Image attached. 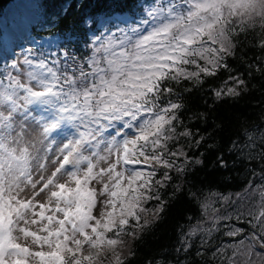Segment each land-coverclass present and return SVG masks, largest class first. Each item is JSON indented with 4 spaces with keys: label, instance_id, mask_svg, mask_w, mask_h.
<instances>
[{
    "label": "snow or ice",
    "instance_id": "snow-or-ice-1",
    "mask_svg": "<svg viewBox=\"0 0 264 264\" xmlns=\"http://www.w3.org/2000/svg\"><path fill=\"white\" fill-rule=\"evenodd\" d=\"M214 8L215 0H199L188 5L189 18L200 17L202 12ZM177 9L182 10V6L177 4L176 0H168L166 4L163 0H154V3L144 7L146 15L139 21L131 9L124 16L117 17L126 25V28H119L115 33L119 38L120 47L135 45L141 52H149L152 50L151 45L158 51L165 46L166 38L175 27L172 21L179 18ZM149 24H152L153 28L144 35ZM208 27L211 28L213 25ZM80 31L81 39H86L87 31L84 28ZM198 31L203 32L204 27H200ZM186 42L191 43V40ZM177 51L187 53L188 50L170 48L163 55L149 57L167 63L144 66L163 68L164 71L146 72L144 75L129 73V80L124 82L128 85L126 88L117 87L114 82L101 81L103 88L100 91H97L96 79H93L90 85L88 82L89 75L94 77L96 75L94 69L99 50L92 56L85 54L78 57L81 61L79 64L81 80L69 82L65 77L61 87L63 84H68L69 87L76 84L80 88V95L74 94L72 100L80 101L82 97L83 102L72 103L75 107L65 103L59 109L61 115L57 121L52 122L50 126L46 124L41 126L43 133L49 136L58 128L60 121L79 119L85 131L79 133L78 139L64 143L59 154L51 161L45 158L43 172L47 170V175L42 174L34 178L29 171L25 172L34 190L30 198L23 201L17 198V203L13 206L11 199L5 201L0 196V264H105L109 259H114V264H125L121 258L124 253L118 251L124 243L122 237L127 236L130 231L134 235V230L143 226L141 221L145 223L144 213H147L148 217H155L158 212L163 211L166 202L161 199L160 188L171 185L173 196L184 191V188L174 181L181 172L187 171L191 163L183 146L172 147L174 142L190 135V133L186 135V130L181 131L177 127L182 105L168 100L157 108L154 102L147 100L150 94L155 93L157 87L167 91L171 96L174 89L165 87L162 83L167 79L168 72H175L186 81L198 76V73L177 66L186 63L181 55L176 54ZM221 51L226 49L222 47ZM64 60H68L67 51L64 52ZM23 64L29 69L33 68L32 60L27 57ZM227 67L228 65H225L223 69H217L215 62H212L211 68L201 67L200 71L211 76L217 70H226ZM13 68L19 71L16 65H13ZM35 68L37 71L25 72L29 81L28 86L22 79L9 75L8 89L0 91V106H10L9 114L0 111V122H7L9 127L14 119L11 113L16 111L18 101L26 105H31L34 101L52 103L49 97L57 95L53 91L54 83L60 80L57 70L43 60L35 65ZM255 71L264 74L261 67H257ZM45 72L51 76V82L47 81ZM33 81L38 83L42 90L32 87ZM2 84L3 80L0 79V86ZM17 90L26 95H18ZM231 91L233 90L229 89V93ZM92 97L96 99H91L85 106L86 101ZM101 97L105 99L98 104L97 100ZM77 109L84 115H79ZM110 122H120L119 126L125 131L112 135L107 131ZM92 124L96 127H91ZM102 137L110 139L105 140ZM101 145H104L103 149ZM86 146L93 147L95 151L85 154ZM48 151L51 154V149ZM9 158L18 160L14 153H9ZM219 159L223 161L222 157ZM137 161L152 166L153 171L146 179L141 171L123 167L135 165ZM65 173V179H60ZM173 173H176V176ZM6 180L3 175V159L0 157V192L3 191ZM94 184L98 187L94 188ZM232 195L219 190L212 191L211 187L207 194L203 189L199 192L188 189V197L196 206L197 212L185 217L190 231L184 238V247L177 249L178 252L182 251L189 256L195 247V256L203 259L207 255L206 251L200 250L204 247L203 242L197 246L193 239L188 237H197L202 213L210 208L214 209L218 201H228ZM261 195L264 196V193ZM151 200L158 202L154 210L144 206ZM17 220L24 225L19 230L34 242L35 247L21 244L13 238V225ZM192 220L196 223L192 224ZM229 236L239 237L240 234L238 231H230ZM254 239L260 241L258 248L252 245L254 252L264 253V235L257 233ZM89 249L91 251H87Z\"/></svg>",
    "mask_w": 264,
    "mask_h": 264
},
{
    "label": "clouds",
    "instance_id": "clouds-1",
    "mask_svg": "<svg viewBox=\"0 0 264 264\" xmlns=\"http://www.w3.org/2000/svg\"><path fill=\"white\" fill-rule=\"evenodd\" d=\"M195 2H199V0H176L177 4L187 3L191 5ZM82 4L83 0H81V3L77 7H81ZM177 13L180 14L179 18L172 21L175 27L172 29L171 35L166 38L165 46L159 48L157 51L154 46L150 45V49L152 50L149 52H141L135 45H128L126 48L120 47L118 43L119 38L115 35L116 32L109 31L105 34L104 31H101L99 35H95L96 30L92 28L94 20L92 17L86 15L82 27L87 31V37L81 40V49L87 56H92L99 50L94 69L96 73L95 79L98 85L97 91L103 88L101 81L114 82L117 87L126 88L128 85L124 82L129 80V73L144 75L146 72L164 71L165 69L163 68H146L144 66L154 63H167L166 61L161 62L150 59L149 57L163 55L170 48H186L188 50L187 53L176 52L177 55H181L182 59L186 61V63L177 66L186 68L189 72L198 73V76L192 80H187L190 81L192 88L199 87L206 80L217 76L221 72L217 70L214 75L209 76L200 71L201 67L211 68L212 62H215L217 69H223L225 65H228L227 72L229 74L235 72L236 69L230 66V60L241 61V53L247 47L254 48L256 53H258V59L264 61V0H215V8L213 10L202 12L201 16L196 18H189L188 8L183 10L177 9ZM208 25H213V27L209 28ZM202 26L204 27V31H198ZM187 40H191V43H187ZM222 47L226 51H221ZM141 56L144 59H138ZM193 65H197V67H193ZM249 67H255V64L249 65ZM190 68L191 70H189ZM114 78L116 79L114 80ZM229 80L232 81L231 86L228 84ZM184 81L186 80L175 72H168L167 79L162 81V83L165 87L174 89L171 96H169L167 91L157 87L155 93L150 94L147 100L154 102L157 108L168 100L179 103L182 105L179 112L180 116L185 106L182 94L191 91V88L187 87ZM200 81H203V83ZM255 87L256 85H252V88ZM208 89H211L208 93L212 101L209 103L210 108L226 98H240L242 94L250 91L249 84L244 78L243 73L229 75L228 79L224 80L220 86L217 87L209 84L208 88L203 89V91H207ZM229 89L233 91L229 93ZM217 93L222 94L218 95ZM75 95L79 96L80 93L77 92ZM91 99H96V97H92L86 101L85 106L91 102ZM103 99L105 98L101 97L100 100H97V103H101ZM68 103L71 107H75L70 101ZM76 103H80L79 99L76 100ZM217 127L221 126L217 125ZM237 132L239 135L233 138L225 151L233 150L234 146L240 143L255 146L257 148V155L249 156L246 153L240 154L244 156V161L256 160L259 171L256 170L253 174L258 176L260 181L255 184V187H253L251 180L247 181V183L243 184L238 194L234 193L228 201L221 200L222 203H220L219 207L215 206L214 209L210 208L202 213V221L197 236L203 234L201 241L205 249L215 250L206 252L207 255L199 260V264H264V253H257L252 249V245L258 247L260 244L259 240L254 239L257 233L264 235V218H262L264 217V196L261 195L264 193V110L259 114L258 122H249L246 118L242 119L240 126L237 128ZM187 133H190V135H187ZM186 135L188 138H191L193 134L190 130H186ZM28 136L29 130L19 128L16 131V136L5 137L2 147H0L2 149L0 151V157L3 159V175L7 178L3 184V191L0 192V196L5 201L11 199L13 206L16 205L17 198L20 201L28 199L34 191L25 175V172L29 171L30 167H35L29 161V155H31L32 160L36 161V164H39V168L36 169L39 172L44 167L41 160L47 157L48 150L51 147L50 144L45 143L48 140V136L43 132L31 134L30 139L27 138ZM13 139L18 140V143L11 144V140ZM33 141H35L34 144ZM199 144L200 141L197 140L195 146ZM219 145L220 143L217 142L212 147L219 149ZM59 151L60 147L57 148L58 153ZM9 153H14L18 160H11ZM25 153H27L26 156ZM203 155L204 153L201 152L196 157L192 165L193 169L196 166H205V161L202 158ZM219 158L218 156L217 160L220 161V164H226L227 166L224 168L227 169L229 166L228 163L224 160L221 161ZM9 165H11V170H9ZM247 171H251V169L246 165L245 172ZM43 175H47V170L44 171ZM186 175L187 173L185 172L179 174V184L182 187L185 186ZM65 177L66 173L62 174L60 179L63 180ZM241 181L243 182V180ZM93 187H98V185L94 184ZM256 197L259 199L256 201L255 207H250L249 201H253ZM44 198H47V193ZM229 209L232 210L229 211ZM165 211L166 209L163 208V211L158 212L152 219H149L147 213H144L145 224L151 223L152 220L158 218L160 213ZM248 217H252V219L248 220ZM232 219L247 221L246 224L250 225V227L245 229L244 227L231 225L229 230L224 231L222 222ZM23 226L19 220L16 221L13 225V238L21 244L35 247L34 242L30 238H26L19 230ZM189 231L190 229L188 228L187 234ZM230 231L239 232L242 237L239 243H221L224 237H230ZM125 237H122V239L125 240ZM242 241L249 242L242 243ZM133 243L134 238H129L126 241V247L124 243L120 246L121 251L124 253V261H130L132 259L134 255L132 252ZM87 251L91 250L89 249ZM209 252L211 254L210 257ZM212 257H215V259ZM105 264H114V259H109ZM144 264H177V262L175 260L165 261L161 258H148L144 261ZM179 264H185V261L180 259Z\"/></svg>",
    "mask_w": 264,
    "mask_h": 264
},
{
    "label": "trees",
    "instance_id": "trees-1",
    "mask_svg": "<svg viewBox=\"0 0 264 264\" xmlns=\"http://www.w3.org/2000/svg\"><path fill=\"white\" fill-rule=\"evenodd\" d=\"M9 1L0 0V11ZM80 3L81 0H41L40 2L42 18L33 29L34 33L56 36L58 38L57 47L52 50H62L68 53V60L63 65L64 70H57V73L64 71V75L59 76V81H64L65 77L69 82L78 81L80 77L79 64L81 61L78 57L85 55L81 49L80 30L83 28L82 24L86 15L93 18L92 28L96 30L95 35H99L107 26V22L104 21L114 13L125 15L131 9L134 15L143 17L146 15L144 7L154 3V0H83L82 6L78 8ZM241 56V61L230 60V66L236 69L231 74L227 70H222L217 76L209 78L196 88H192L190 81H184L186 86L191 88V91L182 94L185 106L180 113L177 127L181 131L190 130L193 135L191 138H181L172 144V147L183 146V150L191 161L185 172L187 175L185 176L184 191L173 196L171 185L159 189L162 193L161 199L166 202L164 204L166 211L160 213L158 218L149 224L141 221L143 226L136 228L134 235L130 231L125 237V247L127 239L134 238L132 245L134 255L130 261H125V264H144L148 258H161L165 261L175 260L177 264H179L180 259H183L185 264H199L201 258L194 255L195 247L189 256H186L182 251H177V249L184 247V238L187 237L188 221L185 217L197 212L196 206L188 197V189L191 188L196 192L203 189L207 194L209 187H211L212 191L219 190L225 194H234L238 193L247 181L251 180L253 187L260 181V178L253 174L256 170L259 171L256 160L244 161V156L240 154L257 155L255 146L240 143L234 146L233 150L225 151L233 138L239 135L237 128L240 126L241 120L246 118L249 122H258L259 114L264 110V74L255 71L257 67L264 70V61L258 59V53L252 47H247ZM252 64H255V67H249ZM74 73L75 75H73ZM238 73H243L250 91L242 94L240 98H226L210 108L209 103L212 101L208 93L211 89L207 91H203V89H207L209 84L218 87L224 80L228 79L229 75H237ZM92 80L93 78H88L89 85ZM228 84L231 86L232 81L229 80ZM252 85H256V87L252 88ZM1 89L3 90V88ZM56 90L65 97L67 91H64L62 87ZM77 92H80V88L76 84H72L68 89L67 104L69 101L76 103L72 100V96ZM217 125L221 127H217ZM201 137L204 138L203 142L195 146L196 141H200ZM217 142L220 143L219 149L212 147ZM201 152L204 153L202 158L205 161V166H196L193 169L194 160ZM218 156L228 163L227 169L217 160ZM246 165L251 171L245 172ZM148 167L149 170L144 173L145 179L153 171L150 164ZM173 175L176 176V173ZM174 183L179 184V176H176ZM256 201L258 199L254 198L250 207L255 206ZM220 203L222 201H218L216 206L219 207ZM157 205L156 200H151L144 206L154 210ZM225 215L227 214L225 213ZM191 223L195 224L196 221L192 220ZM188 239H193L197 246L202 242H199L200 235L195 238L188 237ZM200 250L208 252L215 249L207 250L203 247ZM118 251H121V248ZM210 255L209 252V257ZM121 258L123 259V256Z\"/></svg>",
    "mask_w": 264,
    "mask_h": 264
},
{
    "label": "rangeland",
    "instance_id": "rangeland-1",
    "mask_svg": "<svg viewBox=\"0 0 264 264\" xmlns=\"http://www.w3.org/2000/svg\"><path fill=\"white\" fill-rule=\"evenodd\" d=\"M26 1H23V4H25ZM12 8V9H11ZM9 12L5 15L4 13L0 16V25L4 31V35H3V44L1 46V51L4 53L5 57H10L11 55H14L18 52V42L20 40L26 39L27 33H26V29L27 27H23L22 30H20V32H16L12 34V38L15 40H12L10 38V27L13 25L14 22H19V25L22 27L24 25V23L22 22L25 18L28 19V23L32 22L35 19L36 14L33 13V8L32 5L30 4V7L23 5V7H20L19 5H15L14 7H11ZM16 8L19 14L16 15L15 10ZM185 8H187V6H185ZM30 16V17H29ZM31 25V24H30ZM146 29H149V26H146ZM148 34V33H147ZM146 34V35H147ZM16 38H18L19 40H16ZM46 42L50 43V39H46ZM25 113H27L25 115ZM41 117H39L34 108L33 105L31 104L29 109H27L23 114H16L14 115V121H13V131L10 135V133H8L5 137H15L16 136V131L19 128H26V130H29V136L27 137L28 139L31 138V134H35V133H40L43 132V127L41 125H45L46 124V119L44 118L43 120L40 119ZM47 125V124H46ZM65 135L62 133L61 135L57 136L56 138L52 139L51 141H45L46 144H50L51 147V154H49L48 151V155H47V159L49 161H51V159H53L56 155H58L59 153L57 152V148L58 147H62L66 137H64ZM18 140L13 139L11 140V144H17ZM35 143V141H33V144ZM104 145H101V149H103ZM87 149H93V151H95V149L91 146H87ZM39 158V157H38ZM29 161L31 162V164H34L35 167H30L29 168V172L31 173L32 177L36 178L42 174H44L43 172V168L40 169L39 172L36 171L37 168H39V164H36L35 160H32L31 155H29L28 157ZM44 160L42 159L41 162L44 164Z\"/></svg>",
    "mask_w": 264,
    "mask_h": 264
},
{
    "label": "bare ground",
    "instance_id": "bare-ground-1",
    "mask_svg": "<svg viewBox=\"0 0 264 264\" xmlns=\"http://www.w3.org/2000/svg\"><path fill=\"white\" fill-rule=\"evenodd\" d=\"M22 1H26L25 4H22V5H26L28 7H30V4L33 6L32 2L30 0H20ZM13 5H8L5 9V14H7V12L10 10V8L12 7ZM25 25H23L22 27L19 25V22H14L13 25L10 27V35H12L13 33H16V32H19L20 30H22L23 27L27 26L28 23L25 21V19L22 21Z\"/></svg>",
    "mask_w": 264,
    "mask_h": 264
}]
</instances>
